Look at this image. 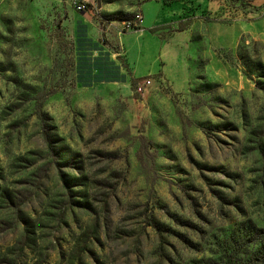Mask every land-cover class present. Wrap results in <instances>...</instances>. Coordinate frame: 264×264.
<instances>
[{
	"label": "rangeland",
	"instance_id": "1",
	"mask_svg": "<svg viewBox=\"0 0 264 264\" xmlns=\"http://www.w3.org/2000/svg\"><path fill=\"white\" fill-rule=\"evenodd\" d=\"M146 1L43 16L0 3V264H242L260 249L264 4L217 0L249 27L221 51L230 78L198 60L175 92L160 75L126 85L116 56L94 59L119 52L114 29L144 44L124 21Z\"/></svg>",
	"mask_w": 264,
	"mask_h": 264
},
{
	"label": "crops",
	"instance_id": "2",
	"mask_svg": "<svg viewBox=\"0 0 264 264\" xmlns=\"http://www.w3.org/2000/svg\"><path fill=\"white\" fill-rule=\"evenodd\" d=\"M4 1L0 0V3ZM70 1L30 0L38 16L43 15L37 6L46 9L56 5L63 6ZM254 1L255 7L264 4V0ZM135 7L141 10L143 21L141 29L134 32L144 36V44L138 50L126 46L125 36L133 32L123 33L114 29L112 37L119 44V52L112 53L105 46L104 50L109 54L103 53L102 58H95L98 53H92L94 59L102 62L114 60L115 56L119 62L118 57H122L126 67L115 63L126 85L132 84L133 79L160 75L175 92H181L195 78L193 63L198 60L202 61V70L205 74L208 73L213 82L224 84L229 80L231 68L221 51L235 45L239 37L249 30L244 18L238 17L236 23L229 24V11L224 10L217 0H178L170 4H166L164 0H149L125 9V12H133ZM100 9L103 16L107 17L115 16L118 7L116 4H106ZM169 25L174 28L172 33H167ZM135 58L140 60V65L133 62Z\"/></svg>",
	"mask_w": 264,
	"mask_h": 264
},
{
	"label": "trees",
	"instance_id": "3",
	"mask_svg": "<svg viewBox=\"0 0 264 264\" xmlns=\"http://www.w3.org/2000/svg\"><path fill=\"white\" fill-rule=\"evenodd\" d=\"M173 1H178V0H173ZM127 19L125 21H131L134 16L132 14L126 15ZM136 83V80H132V86H134ZM242 264H264V241L261 243V247L258 250V252L254 253L251 255V257L243 262Z\"/></svg>",
	"mask_w": 264,
	"mask_h": 264
},
{
	"label": "built area",
	"instance_id": "4",
	"mask_svg": "<svg viewBox=\"0 0 264 264\" xmlns=\"http://www.w3.org/2000/svg\"><path fill=\"white\" fill-rule=\"evenodd\" d=\"M88 5L81 3L77 6V9L80 11H85ZM143 15L141 13H136L134 18L131 21H124V26L126 29L139 30L142 27Z\"/></svg>",
	"mask_w": 264,
	"mask_h": 264
}]
</instances>
